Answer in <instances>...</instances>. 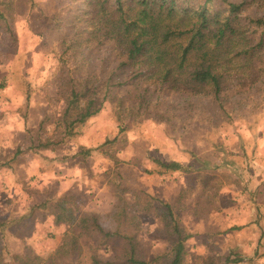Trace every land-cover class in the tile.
Listing matches in <instances>:
<instances>
[{
  "label": "rangeland",
  "instance_id": "rangeland-1",
  "mask_svg": "<svg viewBox=\"0 0 264 264\" xmlns=\"http://www.w3.org/2000/svg\"><path fill=\"white\" fill-rule=\"evenodd\" d=\"M226 1L243 3L245 17L264 16V0ZM85 7L86 0H0L8 17L0 26V218H15L2 233L0 264H22L17 256L46 257L59 244L63 231L54 233L44 220L51 206L29 210L46 192L55 194L52 199L69 195L60 196L57 183L77 177L66 171L74 163L82 169L81 212L94 215L107 231L137 236L144 257L155 264H165L173 247L167 220L157 215L167 201L188 231L204 225L211 210L213 220L227 214L226 227H237L208 222L206 236L185 242L184 264H264V192H254L264 178V140L257 142L264 136V74L253 84L231 85L220 98L157 90L134 77L137 72L123 64L111 42L91 35ZM72 90L80 94L74 97ZM86 97L102 107L81 121ZM174 159L185 162L183 169L159 163ZM47 165L58 179L48 187ZM224 182L231 186L220 195ZM247 199L262 204L242 209ZM256 216L261 237L253 251H243L251 234L244 223ZM87 240L104 259L120 244ZM88 241L80 264L91 262Z\"/></svg>",
  "mask_w": 264,
  "mask_h": 264
},
{
  "label": "trees",
  "instance_id": "trees-1",
  "mask_svg": "<svg viewBox=\"0 0 264 264\" xmlns=\"http://www.w3.org/2000/svg\"><path fill=\"white\" fill-rule=\"evenodd\" d=\"M242 11L243 3L226 0H86L84 14L91 35L111 42L122 56L123 64L137 72L134 77L141 76L157 90L207 92L220 98L231 85L247 86L264 74V16L245 17ZM7 19L0 9V26H5ZM72 93L74 97L80 94L75 90ZM26 98L30 99V93ZM85 101L79 114L81 121L96 115L102 107L94 108L92 97H86ZM18 153L13 154L14 159ZM159 163L173 171L183 169L175 161ZM65 194L69 195L57 199H52L55 194L48 195L29 210L33 214L51 206L50 213L45 211L48 217L44 220L63 227L59 244L46 257L17 256L18 261L22 264H80L82 243L96 237L101 244L113 239H120V244L112 258L104 259L88 241L92 250L90 264H155L144 257L137 236L121 230H105L94 215L81 212L78 193ZM164 206L165 210L158 208L157 215L162 213L166 218L173 244L171 257L165 264H184L185 242L192 233L175 219L170 201ZM13 219L0 218V255L4 254L2 233ZM28 220L34 224L33 218ZM229 261L242 259H227Z\"/></svg>",
  "mask_w": 264,
  "mask_h": 264
},
{
  "label": "crops",
  "instance_id": "crops-1",
  "mask_svg": "<svg viewBox=\"0 0 264 264\" xmlns=\"http://www.w3.org/2000/svg\"><path fill=\"white\" fill-rule=\"evenodd\" d=\"M264 140V136H262V135H259V137L257 138V142L259 143V144H261V142ZM259 152H260V145H258L257 146V148H256ZM32 153V152H31ZM33 154H37V153H33ZM255 159H258V161L261 163V155L259 154V155H257V157L255 158ZM172 161H175V162H178V163H180L181 165L183 164V166H184V164H185V162L184 161H178V160H172ZM80 165L79 164H76V163H74L73 164V166L70 168V167H68L67 169H66V171L67 172H74L75 174H76V176L77 177H75V178H68V179H62V181H61V185H59L58 183H57V185H58V187H57V190H60L61 191V193H67V192H71V193H75V192H79V174L80 173H82V169H81V166L79 167ZM226 166H230V163L229 164H227L226 163ZM45 170H46V173L44 174L48 179H49V181H48V185H46L47 187L48 186H50V185H52V184H55V182L58 180V179H56V169H54V170H51L50 169V167L47 165L46 166V168H45ZM175 171H179V170H175ZM57 174H58V172H57ZM41 175V174H40ZM59 175V174H58ZM60 180V179H59ZM255 181V180H254ZM226 183V184H225ZM222 187L220 188V191H221V194L220 195H224V194H226L228 191H229V186H231L230 185V183H227V182H224V184L223 185H221ZM36 190H41V189H36ZM261 191H263L264 192V178H262L261 179V181L259 182V183H257L256 185H255V189H254V192H255V194H257V195H260V192ZM46 193H48V195H50V193L51 192H46ZM76 193V194H77ZM47 195V196H48ZM36 198H37V196H36ZM248 200V201H247ZM246 200V202L242 205V209H244L243 207L245 206V204L247 203H249L250 202V204L248 205V208L249 209H251V207L250 206H253L252 208H253V210L255 211L256 210V206L258 205V206H260L262 203H261V201H260V199H257V205L256 204H254L253 205V203H251V201L249 200V199H247ZM263 203H264V200L262 201ZM37 203V202H36ZM35 204V203H34ZM222 209V212L223 211H225L226 212V210L228 209V208H225V207H222L221 208ZM249 211V210H248ZM228 212H229V210H228ZM257 212H258V221H259V219H260V214H259V210H258V208H257ZM212 214H213V210H211L210 211V213L208 214L209 216L207 217V221L205 222V224L204 225H200V224H197V228L196 229H193L192 231L191 230H189V231H191V233H192V235L190 236V240H195V239H197L198 237H200V236H206V233H207V231H209V225H207L208 224V222H210V224H212V222L213 223H215V226H218V228H220V229H227L228 227H229V225H228V227H226L227 225H226V222H227V214H225V215H222L221 214V216L219 217V218H216L215 217V219L213 220V216H212ZM197 216H193V215H191V218H193V219H195ZM248 218H246V223H244V226L245 225H247L248 224V226L246 227V229H248L249 231H251L250 233L251 234H249V237L242 243V245H241V249L243 250V251H253L254 250V248H256V245H257V242H258V239L261 237V233H257L256 232V228H257V216L255 217V219H251V220H249ZM52 223V224H51ZM197 223H201L200 222V220L197 222ZM260 223L261 224H263V221L262 222H259V225H260ZM50 224H51V229H52V231L54 232V233H56V232H61L62 231V229H63V227L62 226H57V225H55L54 224V222H50ZM264 225V224H263ZM235 228H237V227H235V225L234 226H232V227H229L228 228V230L229 229H235ZM246 229H244V232H245V230ZM231 232V231H230ZM61 235V234H60ZM60 235L58 234V237H60ZM226 237V236H225ZM226 238H228V235H227V237ZM61 239V238H60ZM59 239V240H60ZM249 239H252L251 241H249ZM253 242V243H252ZM257 250V249H256Z\"/></svg>",
  "mask_w": 264,
  "mask_h": 264
}]
</instances>
